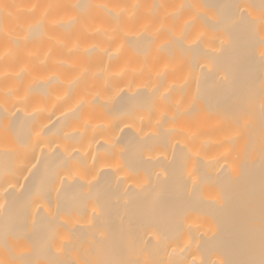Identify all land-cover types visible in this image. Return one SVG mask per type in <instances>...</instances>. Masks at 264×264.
Here are the masks:
<instances>
[{
    "label": "bare ground",
    "instance_id": "1",
    "mask_svg": "<svg viewBox=\"0 0 264 264\" xmlns=\"http://www.w3.org/2000/svg\"><path fill=\"white\" fill-rule=\"evenodd\" d=\"M0 264H264V0H0Z\"/></svg>",
    "mask_w": 264,
    "mask_h": 264
}]
</instances>
